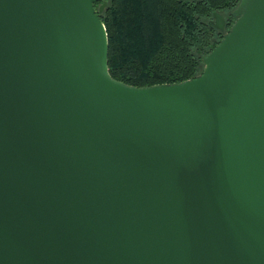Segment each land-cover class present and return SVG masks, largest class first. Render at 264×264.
<instances>
[{
    "label": "water",
    "instance_id": "1",
    "mask_svg": "<svg viewBox=\"0 0 264 264\" xmlns=\"http://www.w3.org/2000/svg\"><path fill=\"white\" fill-rule=\"evenodd\" d=\"M99 1L0 0V264H264V0L151 87Z\"/></svg>",
    "mask_w": 264,
    "mask_h": 264
},
{
    "label": "trees",
    "instance_id": "2",
    "mask_svg": "<svg viewBox=\"0 0 264 264\" xmlns=\"http://www.w3.org/2000/svg\"><path fill=\"white\" fill-rule=\"evenodd\" d=\"M109 39L111 76L135 87L176 84L203 73L204 58L222 40L213 10L235 0H100Z\"/></svg>",
    "mask_w": 264,
    "mask_h": 264
},
{
    "label": "flooded vegetation",
    "instance_id": "3",
    "mask_svg": "<svg viewBox=\"0 0 264 264\" xmlns=\"http://www.w3.org/2000/svg\"><path fill=\"white\" fill-rule=\"evenodd\" d=\"M237 6L229 8H221L219 10H213L210 17L208 18L209 25L215 29L217 36L223 38L231 29L235 21L238 19L236 10L241 0H235Z\"/></svg>",
    "mask_w": 264,
    "mask_h": 264
},
{
    "label": "rangeland",
    "instance_id": "4",
    "mask_svg": "<svg viewBox=\"0 0 264 264\" xmlns=\"http://www.w3.org/2000/svg\"><path fill=\"white\" fill-rule=\"evenodd\" d=\"M241 1H242V0H241ZM98 3H99V2H98ZM103 3H104V2H103ZM103 3H102V4H103ZM102 4H101V5H102ZM240 4H241V2H240ZM240 4H239L238 8L240 7ZM99 6H100V5H99ZM238 8H237V9H238ZM236 11H237V10H236ZM236 15H237V14H236ZM237 16H238V15H237ZM235 22H236V21H235Z\"/></svg>",
    "mask_w": 264,
    "mask_h": 264
}]
</instances>
